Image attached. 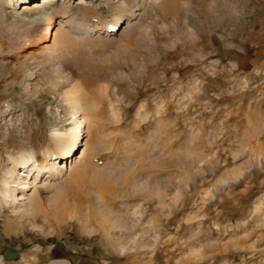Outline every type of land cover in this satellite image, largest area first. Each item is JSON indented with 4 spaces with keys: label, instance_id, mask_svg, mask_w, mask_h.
<instances>
[{
    "label": "rangeland",
    "instance_id": "rangeland-1",
    "mask_svg": "<svg viewBox=\"0 0 264 264\" xmlns=\"http://www.w3.org/2000/svg\"><path fill=\"white\" fill-rule=\"evenodd\" d=\"M10 1L0 0V264L44 248L57 249L34 264H264V0H176L175 9L170 0L142 9L59 0L36 10L92 6L94 17H57L50 42L49 22L24 12L38 0ZM122 10L119 25L97 33ZM60 32L70 36L63 49ZM104 85L100 126L80 142L104 149L100 169L89 168L80 187L69 183L67 195L91 190L92 175L109 176L122 183L118 204L93 228L87 210L66 211L63 197L54 241L21 248L5 225L85 165L81 146L65 160L45 154L59 144L55 131L73 126L67 91L92 95ZM32 149L47 168L22 163ZM58 161L69 168L53 178ZM21 224L28 228L15 238L48 236L44 218Z\"/></svg>",
    "mask_w": 264,
    "mask_h": 264
},
{
    "label": "bare ground",
    "instance_id": "bare-ground-1",
    "mask_svg": "<svg viewBox=\"0 0 264 264\" xmlns=\"http://www.w3.org/2000/svg\"><path fill=\"white\" fill-rule=\"evenodd\" d=\"M11 1L13 2L14 0H11ZM58 1L59 0H42V2H43V4H42L41 0L40 1L38 0V2L27 3V4L23 5L24 6V12L25 13H30V12L32 13L34 11L36 12L37 11L36 9L44 8V6L46 7L47 5H50V7H53ZM93 1H96L95 3L98 2V0H92V2ZM146 3L147 2L145 0H143L142 2H141V0H129L130 6L133 7V5L137 4L140 6L139 9H142ZM175 3H176V0H170V5H172L173 7L172 6H169V7H171V9H175L174 8V7H176ZM79 11L80 10L78 7H74L71 4L66 5L62 9L53 11L51 13L48 11V9H41V10L37 11V12H39L37 14L38 17H36V20H38V22L39 21H46V22L48 21L49 22L48 34H47V37L45 38L44 42H50L52 40V37H53V30H52L53 26L52 25L55 23L57 24V22H58L57 17L67 18V17L72 15L74 17H76V16L81 17L83 20H85V19L90 20V18L92 16L94 17V15H93L94 10H93L92 6L87 7L85 9L84 13L79 14ZM126 12H127V10H122V12L116 18L115 23L110 24L111 26H103L102 24H99L98 26H96L97 33H102L104 31H106V29L111 30L112 28H114V25H116V26L119 25V22L121 20H123ZM93 32H95V31H92V33ZM39 33H41V32H39ZM54 38L55 39L59 38L61 40L60 47H59L61 49L65 48V46L68 45L70 42V36L66 32H60L58 34H55ZM54 58L52 60H60L62 58V56L57 55ZM49 60H51V59H49ZM87 82H89V81H87ZM108 90H109V86L104 85V86L100 87L99 92H97V93L93 92L92 95H88L87 93H83L84 94L83 95L82 94V92H83L82 86L73 87L72 89L67 91L68 93H66V96H67L66 99L70 104H72V108L70 111V115H71L70 117L71 118L70 117L69 118L72 119V121H70V122L73 123V126H71L70 128L68 127L69 129H66L65 131L62 130L63 132L62 131L61 132L55 131L56 133H58L57 136L60 139V140H58L59 144H57L56 150H50L49 149L46 151L45 154H47V157H46L47 160L50 156L53 157V155H55V154L56 155L58 154L59 157H62L65 160V158H67V157H63V156H66L68 153L70 155V153L71 152L73 153V151H75V149H77L78 146H81L80 142H81V140H83V136L86 134V132H88V130L91 131L92 126H94V125L100 126L99 121L102 118L101 115L103 112V104H104L105 100H107V97L110 96ZM110 104H112V103H110ZM112 107H114V106L112 105ZM82 111L84 113L83 116L80 115ZM112 111L114 114H116L114 109ZM87 128H88V130H86ZM89 134H90V132H89ZM99 145L102 146L101 141H100ZM81 147H83L81 159L85 163V165H83L84 167L82 169H79L76 171H75V169H73L71 167L74 172H72V176L70 177L68 183L63 185V186L58 187L57 191L54 192L51 196H49L47 199H42V197L40 196L41 191L36 192L37 197H35L36 201H35L34 206H32V209H30V211L28 210V211L24 212L23 214H18V212H17V215H16L14 221H11L12 220L11 219L9 221V223L5 225L4 233L9 238H11L12 241H14V240L17 242L19 241L21 248L28 246V244H30V243L34 244L37 240H40L41 242L46 243V244H49L52 241H54V238L52 235L54 230H55L54 227L60 221L59 215L57 214L56 209H57V207H60L59 202H60V199L63 197H64V201H65L64 209H66V211L77 212L79 209H82V208L83 209L85 208L87 210L86 216H87L88 222L91 225H93V228L97 227V226H95V222L99 221L101 224L105 223L101 219L102 218V211L104 210V208L105 209L107 208V210L108 209L114 210L116 205L118 204L117 197H119V195L117 192H118V189H120L119 185H121L122 183L115 182L112 178H109V176L108 177H100L98 175H92L93 176L92 178H94V181H93V184L91 185V190L89 189L86 191V190L82 189L83 191L81 193L75 194L74 196L73 195L72 196L67 195L69 183L72 186L80 187L81 186L80 184H82L83 180L86 177H88V173L90 172L89 168H93L92 170L100 169L99 164H100V161L102 160V157L104 155V154L102 155V153L104 152L103 151L104 149L103 148L97 149V147H93L92 141H86L85 144ZM81 147L78 149L77 153H74V155L81 152L80 151L82 149ZM35 150L36 149H34L33 151L30 150V152H28V153L26 152V154L22 157V163L26 164V166H28V167L33 165L34 169L35 168H37V169L47 168V165L40 166L41 163L40 164L38 163L39 159L37 157V153H36L37 151H35ZM59 157H55L54 159H56V158L59 159ZM50 161H51V159H50ZM44 162H46V161H44ZM72 162H73V160H72ZM72 162H71V165H72ZM64 168H66V170L69 168V164L67 163V161H63V162L58 161L57 164L55 162L54 165H52L51 168L48 170V173L50 174L49 176L53 177V175H60ZM93 172H90V173H93ZM99 173H96V174H99ZM99 175H101V174H99ZM94 195L96 196L95 198L97 199L96 203L93 202V200H95V199H93ZM1 199H2V196H1ZM99 213H100V216L98 215ZM103 213L105 214L104 211H103ZM26 215H27V217H29L30 221H32L33 224L37 223L40 218H44L45 223L47 224V227L49 229H48V231L46 229H43V231L44 232L47 231L48 236L41 237V236L36 235V238L30 239L29 241H27V240H25V238L27 237V232L29 231L28 230L24 234L25 238L24 237L22 238V236L15 238L16 234L20 235L21 233H23L25 228H28V226H23V224H21V219L24 218ZM60 227H62V226H60ZM109 228L116 230V232L119 229L122 230L121 226H118L114 223ZM109 228L104 227L103 229L107 230ZM94 230H97V229H94ZM41 242H38L40 246L43 244ZM121 248H122V250H125V251L129 250V248H126L124 245L121 246ZM55 249H57V248H55ZM55 249H52V250L46 252V254L43 253V250H45V248L41 251H37L35 253L36 256L33 260L31 258L25 259L26 258L25 256H22L21 257L22 261H18V262L12 261L10 259H5V264H26V263L27 264L28 263L34 264V263L39 262V261H45L48 258H50L51 254L55 253ZM0 254H3L1 251V248H0ZM23 259H25V260H23Z\"/></svg>",
    "mask_w": 264,
    "mask_h": 264
},
{
    "label": "snow or ice",
    "instance_id": "snow-or-ice-1",
    "mask_svg": "<svg viewBox=\"0 0 264 264\" xmlns=\"http://www.w3.org/2000/svg\"><path fill=\"white\" fill-rule=\"evenodd\" d=\"M157 3H159V0H157ZM115 116V114H113Z\"/></svg>",
    "mask_w": 264,
    "mask_h": 264
}]
</instances>
